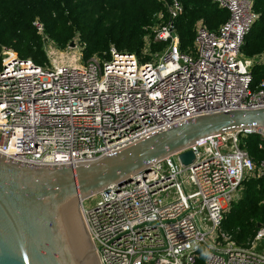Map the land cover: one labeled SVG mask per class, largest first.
Wrapping results in <instances>:
<instances>
[{
  "label": "built area",
  "instance_id": "1",
  "mask_svg": "<svg viewBox=\"0 0 264 264\" xmlns=\"http://www.w3.org/2000/svg\"><path fill=\"white\" fill-rule=\"evenodd\" d=\"M211 1L227 21L215 32L198 21L192 48L181 52L173 22L182 3L172 0L155 34L169 45L149 62L111 47L107 58L81 57L83 64L58 63L52 49L47 65H36L2 49L0 152L38 163L92 159L202 115L264 107V81L251 89L255 58L241 53L257 19L254 0ZM32 25L43 49L52 43L40 21ZM253 133L205 138L187 149L193 164L175 154L108 186L92 206L85 200L99 263L264 264V227L245 247L221 228L243 182L264 177V161L255 164L239 147V135Z\"/></svg>",
  "mask_w": 264,
  "mask_h": 264
},
{
  "label": "water",
  "instance_id": "2",
  "mask_svg": "<svg viewBox=\"0 0 264 264\" xmlns=\"http://www.w3.org/2000/svg\"><path fill=\"white\" fill-rule=\"evenodd\" d=\"M260 130L264 107L202 115L92 159L38 163L0 152V264H100L82 217L85 200L175 154L193 164L187 149L205 138Z\"/></svg>",
  "mask_w": 264,
  "mask_h": 264
},
{
  "label": "trees",
  "instance_id": "3",
  "mask_svg": "<svg viewBox=\"0 0 264 264\" xmlns=\"http://www.w3.org/2000/svg\"><path fill=\"white\" fill-rule=\"evenodd\" d=\"M171 1L0 0V61L2 49H10L36 65L47 63L42 38L32 25L35 20L42 23L44 34L60 50L78 41L84 62L93 56L107 58L111 47L137 55L141 63L150 61L169 45L155 40V34L168 22ZM181 3L182 12L173 22L181 52L192 48L198 21L215 32L228 19V12L211 0ZM253 11L257 19L244 38L241 53L255 58L251 68V89L255 90L264 81V0H254ZM145 47L147 55L143 53ZM239 147L255 164L264 161V139L259 134L239 135ZM257 225L264 227V177L243 182L240 197L224 215L221 228L238 246L245 247L258 230ZM195 264H203L202 259Z\"/></svg>",
  "mask_w": 264,
  "mask_h": 264
},
{
  "label": "rangeland",
  "instance_id": "4",
  "mask_svg": "<svg viewBox=\"0 0 264 264\" xmlns=\"http://www.w3.org/2000/svg\"><path fill=\"white\" fill-rule=\"evenodd\" d=\"M144 40L147 41L146 37L144 38ZM146 44H147V42H146ZM52 49H54L53 52H55V54L57 55L56 58L60 61L61 64H65V63L78 64V62L80 64L84 63L81 59V57H82L81 46L79 45V43L76 40H74V47H70V45H69V47H67L65 50L58 49L53 43H50V42L46 43V45L44 44V51H45L46 57L51 58L49 53H50V50H52ZM147 51H149V50L147 47H145V49L143 50V53H145V55H147L148 54ZM12 53H14V52L12 51ZM15 55H16V53H15ZM153 60L154 59L152 58L150 61H153ZM1 61H2V58H1ZM1 61H0V67H1ZM147 62H149V61H147ZM43 65H47V63L43 64ZM95 202H96V197H92L91 199L86 200L84 202V206L85 207L92 206ZM263 248H264V244H263Z\"/></svg>",
  "mask_w": 264,
  "mask_h": 264
},
{
  "label": "bare ground",
  "instance_id": "5",
  "mask_svg": "<svg viewBox=\"0 0 264 264\" xmlns=\"http://www.w3.org/2000/svg\"><path fill=\"white\" fill-rule=\"evenodd\" d=\"M56 62L60 63V61L56 58Z\"/></svg>",
  "mask_w": 264,
  "mask_h": 264
}]
</instances>
